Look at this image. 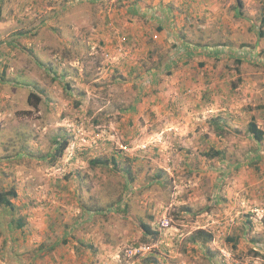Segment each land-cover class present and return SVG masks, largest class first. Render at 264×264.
Instances as JSON below:
<instances>
[{
  "label": "rangeland",
  "instance_id": "rangeland-1",
  "mask_svg": "<svg viewBox=\"0 0 264 264\" xmlns=\"http://www.w3.org/2000/svg\"><path fill=\"white\" fill-rule=\"evenodd\" d=\"M182 1L0 0V264H264V0Z\"/></svg>",
  "mask_w": 264,
  "mask_h": 264
},
{
  "label": "crops",
  "instance_id": "crops-1",
  "mask_svg": "<svg viewBox=\"0 0 264 264\" xmlns=\"http://www.w3.org/2000/svg\"><path fill=\"white\" fill-rule=\"evenodd\" d=\"M99 1H103V0H99ZM127 1L129 2V0ZM141 3H142V0H133V4L126 6V9L129 10L128 12L130 14H128V17L127 15L124 16L125 18H129L128 20L130 19L133 20V18H135L134 19L135 22L133 21L130 22V24H132L131 25L132 28H131V32L129 33L137 35L138 38H140L141 35H145V32H147L148 29L150 28L149 26L150 22L153 24L152 26L155 28V30L158 31L157 34L153 33V38H156V39L158 38V42L162 40L164 41V39H167V37L172 38V36L175 33L174 30L176 26L178 27L184 24L181 21L179 23V20L184 17V14L179 13V10L178 12H176V9L178 8L182 10V5H183L182 0H152L151 2H149V5H144V4L141 5ZM105 5L106 6L104 7V9L107 8V3H105ZM248 21L251 22L250 19H248ZM259 24H260V20L258 21L257 26ZM262 28L264 29V25L263 26L260 25V29ZM261 31L262 30H260L258 34ZM168 41H169V38H168ZM247 73L242 74V77L244 79L247 78L248 76ZM243 85H246L245 82H243ZM254 89L255 88H253V86H251L250 84H248L247 88L245 86L246 92H245L244 99L250 101L253 95ZM254 120L256 121L257 119L254 117ZM258 126L261 127L259 124ZM261 128L263 129V127Z\"/></svg>",
  "mask_w": 264,
  "mask_h": 264
},
{
  "label": "trees",
  "instance_id": "trees-1",
  "mask_svg": "<svg viewBox=\"0 0 264 264\" xmlns=\"http://www.w3.org/2000/svg\"><path fill=\"white\" fill-rule=\"evenodd\" d=\"M238 1L239 0H237V2ZM259 25H261V26L264 25V14H262V16L260 18V24ZM259 36H261V32L259 33ZM236 60H240V59L236 58ZM247 133L251 134L256 141H261L263 139V136H264V131L260 127H258V125L255 122L254 118L250 119V121L248 122ZM60 148H61V145H60ZM60 148L58 149V151L60 150ZM99 162L100 161H96V163H99ZM111 162L113 163V165L116 166L117 161H116L115 157H111ZM9 197H16V192H15V190L13 188H10L9 190L0 192V205L12 208L13 204L9 200ZM140 225H141V228L143 229V232L145 234H151L154 237L157 235V232L152 230L150 228V226L147 225L145 222L140 223ZM17 226L18 227L22 226L21 219H17ZM196 239H201L203 241V243H205V242H207V241L212 239V234L210 232H206L203 229H197L192 234V240H196Z\"/></svg>",
  "mask_w": 264,
  "mask_h": 264
},
{
  "label": "built area",
  "instance_id": "built-area-1",
  "mask_svg": "<svg viewBox=\"0 0 264 264\" xmlns=\"http://www.w3.org/2000/svg\"><path fill=\"white\" fill-rule=\"evenodd\" d=\"M124 149H126L125 147H123ZM149 247L148 246H144V247H140V249H148ZM130 253H133V252H135V250L133 251V250H130L129 251Z\"/></svg>",
  "mask_w": 264,
  "mask_h": 264
}]
</instances>
